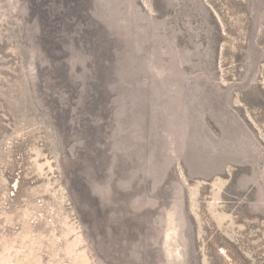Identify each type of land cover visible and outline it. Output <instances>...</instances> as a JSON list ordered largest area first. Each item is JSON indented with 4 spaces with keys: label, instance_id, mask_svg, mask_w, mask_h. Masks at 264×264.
<instances>
[{
    "label": "rangeland",
    "instance_id": "374dc122",
    "mask_svg": "<svg viewBox=\"0 0 264 264\" xmlns=\"http://www.w3.org/2000/svg\"><path fill=\"white\" fill-rule=\"evenodd\" d=\"M0 264H264V0H0Z\"/></svg>",
    "mask_w": 264,
    "mask_h": 264
}]
</instances>
